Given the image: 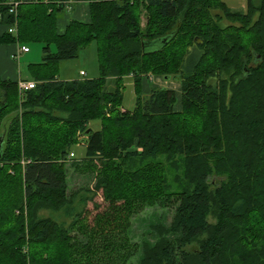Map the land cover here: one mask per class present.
<instances>
[{"label": "trees", "instance_id": "16d2710c", "mask_svg": "<svg viewBox=\"0 0 264 264\" xmlns=\"http://www.w3.org/2000/svg\"><path fill=\"white\" fill-rule=\"evenodd\" d=\"M70 1L87 2L90 21L60 34ZM1 25L0 44L43 48L29 66L34 89L0 77V128L11 117L0 264H128L139 249L132 217L173 204L140 264H264V0L244 13L222 0H0ZM93 42L100 77L60 80L61 64ZM79 144L85 153L71 158ZM69 163L95 174L92 189L69 190Z\"/></svg>", "mask_w": 264, "mask_h": 264}, {"label": "rangeland", "instance_id": "374dc122", "mask_svg": "<svg viewBox=\"0 0 264 264\" xmlns=\"http://www.w3.org/2000/svg\"><path fill=\"white\" fill-rule=\"evenodd\" d=\"M226 3L227 7L232 12L244 13L247 10V0H222ZM258 18L256 16L255 20ZM142 22L145 23L143 20ZM29 49V54H22L19 59L16 60V64L18 66L19 80L22 81H33V78L29 72V65L31 63L38 64L42 61V44L37 42H28L25 44ZM85 71L87 75L80 76V72ZM59 76L61 80L68 79H96L100 77V66H99V55L97 44L93 42L86 48L82 49L79 58L76 60L67 61L61 64ZM169 83L175 89H181L179 82L174 80H169ZM124 101L123 107L126 110H133L136 105V95L134 92V81L131 77H126L124 79ZM171 85H164L163 87L168 88ZM11 117L4 120L2 127L0 128V141L2 144H6V128L10 123ZM101 128V122L99 120L93 121L91 123L92 130H98ZM73 153L77 155V157L83 156L85 153V147L82 145H76L72 149ZM67 170V183L69 185V190L72 191L74 189H81L89 187L92 189L95 183V174L91 173H83L77 171L75 167L69 163L66 167ZM99 207L101 210L106 209V203L102 202L99 198ZM176 205H170L168 207L161 206H152L146 207L138 214L132 217L131 219V227L128 230L130 240L132 243H136L139 246L137 253L131 258L128 264H140L143 257V243H148L151 245H155L159 240V236L157 232L151 229L153 225L162 224L165 227L169 228L175 214ZM211 222L215 221L213 218L209 219ZM173 236V235H172ZM174 237V236H173ZM171 238V237H170ZM190 248V247H189ZM188 248V249H189Z\"/></svg>", "mask_w": 264, "mask_h": 264}, {"label": "crops", "instance_id": "0c3cea01", "mask_svg": "<svg viewBox=\"0 0 264 264\" xmlns=\"http://www.w3.org/2000/svg\"><path fill=\"white\" fill-rule=\"evenodd\" d=\"M26 2H38L40 0H24ZM49 1V0H43ZM72 20L80 21V22H89L90 21V6L87 2H77L74 3L71 7H65L64 11L58 16L56 28L58 33L63 34ZM7 33V27L1 25L0 26V37ZM20 44L17 43H7L0 44V77L3 80H12L19 81V73L18 66L16 64V60L20 58L22 54H29L31 51L29 49L28 53H20ZM32 64V63H31ZM34 64V63H33ZM37 64V63H36ZM30 66V65H29ZM85 72V71H81ZM80 72V76H81ZM86 73V72H85ZM87 75V73H86ZM61 80V78H60ZM73 79H66L63 81H72ZM76 80V79H74ZM30 82V81H26ZM34 82V81H31ZM154 87H163L164 85H171L174 83H169L167 80H164L162 77H153L149 81ZM148 81H144V85L149 89L150 83ZM171 90H174L177 93H180L179 89H175L174 87H168Z\"/></svg>", "mask_w": 264, "mask_h": 264}, {"label": "built area", "instance_id": "2783aa9c", "mask_svg": "<svg viewBox=\"0 0 264 264\" xmlns=\"http://www.w3.org/2000/svg\"><path fill=\"white\" fill-rule=\"evenodd\" d=\"M72 1L69 2V5L67 7H71ZM16 5V4H15ZM14 10L12 9L11 12H13ZM9 32L10 33H15V27H12L9 29ZM19 52L20 53H28L29 52V48L27 46H21L20 49H19ZM86 73L85 72H81V76H85ZM20 85V90L22 91H28V90H31V89H34L35 86H36V83L35 82H20L19 83ZM74 157V154H71V158Z\"/></svg>", "mask_w": 264, "mask_h": 264}, {"label": "water", "instance_id": "95a60500", "mask_svg": "<svg viewBox=\"0 0 264 264\" xmlns=\"http://www.w3.org/2000/svg\"><path fill=\"white\" fill-rule=\"evenodd\" d=\"M167 79V78H166ZM1 145H2V141H0V147H1Z\"/></svg>", "mask_w": 264, "mask_h": 264}]
</instances>
